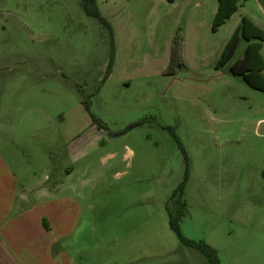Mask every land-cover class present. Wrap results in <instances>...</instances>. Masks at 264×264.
<instances>
[{
  "label": "rangeland",
  "instance_id": "rangeland-1",
  "mask_svg": "<svg viewBox=\"0 0 264 264\" xmlns=\"http://www.w3.org/2000/svg\"><path fill=\"white\" fill-rule=\"evenodd\" d=\"M94 1L110 29L80 0H0V152L76 201L74 264H210L168 223L187 164L182 235L263 264L264 92L231 71L243 38L218 61L242 16L264 31V0L216 32L217 0Z\"/></svg>",
  "mask_w": 264,
  "mask_h": 264
},
{
  "label": "crops",
  "instance_id": "crops-1",
  "mask_svg": "<svg viewBox=\"0 0 264 264\" xmlns=\"http://www.w3.org/2000/svg\"><path fill=\"white\" fill-rule=\"evenodd\" d=\"M34 189L0 152V264H74L65 240L74 237L81 210L72 197L53 194L58 183L36 196ZM225 251L234 258L237 246Z\"/></svg>",
  "mask_w": 264,
  "mask_h": 264
},
{
  "label": "trees",
  "instance_id": "trees-1",
  "mask_svg": "<svg viewBox=\"0 0 264 264\" xmlns=\"http://www.w3.org/2000/svg\"><path fill=\"white\" fill-rule=\"evenodd\" d=\"M246 0H217V10L213 18L211 30L216 32L231 16L238 10V3ZM81 7L85 13L97 19L100 23L110 29V25L100 15L94 0H80ZM90 4V5H89ZM240 38L248 42L244 55L231 65V71L234 75L242 76L243 80L253 89L264 92V60L260 53L262 43L264 42V31L255 25L249 18L242 16L240 24L235 28L230 39L226 43L218 67L225 65L234 55ZM112 58L109 61L107 75L110 71ZM188 179V164L185 170L183 181L178 185L173 194L177 209L173 213L167 209L168 223L170 229L176 235L179 242L184 246L193 247L204 255L210 264H220L217 250L205 243L204 241H192L186 239L179 228V220L184 215L185 203L182 200L185 184Z\"/></svg>",
  "mask_w": 264,
  "mask_h": 264
}]
</instances>
